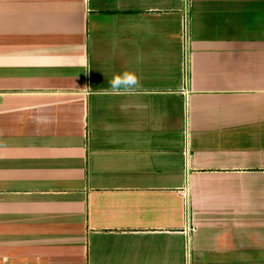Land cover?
<instances>
[{
	"label": "crops",
	"instance_id": "1",
	"mask_svg": "<svg viewBox=\"0 0 264 264\" xmlns=\"http://www.w3.org/2000/svg\"><path fill=\"white\" fill-rule=\"evenodd\" d=\"M0 93V264H264V0H0Z\"/></svg>",
	"mask_w": 264,
	"mask_h": 264
},
{
	"label": "clouds",
	"instance_id": "2",
	"mask_svg": "<svg viewBox=\"0 0 264 264\" xmlns=\"http://www.w3.org/2000/svg\"><path fill=\"white\" fill-rule=\"evenodd\" d=\"M138 87V77L132 72L124 71L113 76L109 82V89L105 92L110 95L130 94Z\"/></svg>",
	"mask_w": 264,
	"mask_h": 264
},
{
	"label": "built area",
	"instance_id": "3",
	"mask_svg": "<svg viewBox=\"0 0 264 264\" xmlns=\"http://www.w3.org/2000/svg\"><path fill=\"white\" fill-rule=\"evenodd\" d=\"M2 94L0 93V98H1Z\"/></svg>",
	"mask_w": 264,
	"mask_h": 264
}]
</instances>
